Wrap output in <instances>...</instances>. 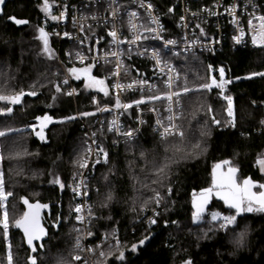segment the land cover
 <instances>
[{
  "label": "trees",
  "instance_id": "obj_1",
  "mask_svg": "<svg viewBox=\"0 0 264 264\" xmlns=\"http://www.w3.org/2000/svg\"><path fill=\"white\" fill-rule=\"evenodd\" d=\"M155 2L164 8L171 0ZM42 4V0H4L0 5V88L9 94L21 89L37 93L25 95L16 105L0 101V110L12 108L10 113L0 111V131L6 132L0 137V172L5 191L12 193L5 202L7 237L0 225V264H7L9 246L14 264H29V256H35L37 264H79L74 259L78 252L76 202L67 183L85 156V138L80 123L68 119L74 117L76 103L65 95L60 83L54 43L48 32L49 51L42 45ZM10 17L28 23L16 24ZM175 62L180 73L177 88L192 89L181 95L182 145L178 137L162 138L150 126H145L138 138L124 142H117L107 129L100 132L108 158L94 168L92 184L98 189L90 196L96 216L91 240L104 253L101 256L99 252L96 264H184L189 259L193 264H264V212L244 213L237 226L222 230L211 220V214L223 217L235 210L213 198L203 219L199 223L192 219L193 195L212 184L217 162L228 161L225 165L235 166L239 181L248 177L264 184L258 168V160L264 157V76L247 78L264 72V48L180 53ZM221 68L224 80L230 81L223 90L200 89L213 77L220 83ZM227 96L233 101L234 127L227 113ZM89 101L90 96L82 94L79 109H87ZM45 115L54 122L44 129L46 140H41L31 126L39 131L37 118ZM213 117L220 123H214ZM197 141L200 148L193 149ZM178 146L194 155L181 159L184 152H176ZM166 156L178 162L166 170L162 184H152L157 179L152 172ZM55 173L61 176L63 188L50 182ZM146 184L159 191V206L149 200L154 193L144 187ZM109 193L111 201L106 200ZM24 199L32 205H47L43 207L46 235L35 253L30 251L23 229L14 226L15 220L26 213ZM105 203L107 207L102 206ZM153 210L158 212L157 223L150 225L146 218ZM2 213L0 208V216ZM245 228V242L238 247L234 243L236 235ZM141 240L145 241L143 245ZM133 245H137L135 251ZM121 251L123 261L117 259Z\"/></svg>",
  "mask_w": 264,
  "mask_h": 264
},
{
  "label": "built area",
  "instance_id": "obj_2",
  "mask_svg": "<svg viewBox=\"0 0 264 264\" xmlns=\"http://www.w3.org/2000/svg\"><path fill=\"white\" fill-rule=\"evenodd\" d=\"M42 3L44 8V0ZM48 3L51 9L48 13L44 11L42 28L53 39L65 95L76 103L74 117L81 125L88 161L86 168H80L78 164L67 183L76 206H82L79 214L86 217V223L82 224L76 220L78 214L75 212V230H80H76V242L79 238L81 245L75 256L81 257V260H76L79 264H85V261L96 264L101 249L94 247L91 240L93 234L88 235V232L93 233L92 222L96 216L92 212L88 220L87 212L89 207L92 209L89 196L92 190L98 189L92 184L96 161H104L103 153L99 152V148L104 150L101 130L107 129L117 142L138 138L145 126H150L155 134L162 137L161 125L169 124V116L176 117L174 122L182 129L181 96L173 97L171 112L168 111L169 102L166 99H150L179 91L177 84L180 73L171 56L215 53L244 46L264 48L252 42L254 27L258 28L259 25L256 17L264 15V0H171L164 8L155 0H48ZM148 4L152 5L150 10ZM132 12L137 13L136 17H130ZM52 16L61 18L54 20ZM153 18L158 23H153ZM130 19L137 26L135 30L129 23ZM250 20L252 26L249 25ZM148 28L153 31H147ZM113 29L118 33L117 40L123 42L113 41L109 35ZM136 36L140 39H135ZM236 37L240 38L239 43ZM168 41L175 43L168 44ZM112 53L117 55L113 56ZM86 67L91 69V77L104 81L102 86L87 87V76L81 74V78L76 79L69 72L71 68ZM117 71L119 74H116ZM169 76L172 77L171 89L167 87ZM65 80L67 83H64ZM141 80L147 81V84H133V81ZM117 84L125 87L118 88ZM129 84H133V87H126ZM148 85L154 87L149 89ZM101 87L107 91V95L100 90ZM70 92L71 95L68 94ZM82 94L90 96L89 105L84 111L78 106V98ZM117 97L121 105L132 106L117 108ZM176 99H179V104L175 103ZM139 100L144 102L137 105L135 102ZM83 113L92 115L85 116ZM158 120L161 124L157 123ZM113 121L119 131L113 127ZM128 131L133 132L132 137L123 135ZM88 148L92 150L90 153L87 152ZM77 184H81L79 195L73 191ZM85 192L86 195L83 194ZM157 216L158 212L153 210L146 222L150 224L149 221L154 218L157 223Z\"/></svg>",
  "mask_w": 264,
  "mask_h": 264
},
{
  "label": "snow or ice",
  "instance_id": "obj_3",
  "mask_svg": "<svg viewBox=\"0 0 264 264\" xmlns=\"http://www.w3.org/2000/svg\"><path fill=\"white\" fill-rule=\"evenodd\" d=\"M4 3V0H0V5ZM148 9L150 10L152 8L151 4L147 5ZM51 5L48 3V0H44V11L46 13L50 12ZM169 11H172V9H169ZM205 11H208L205 9ZM231 11V10H229ZM210 14H215V13H210ZM137 13L132 12L130 13V17H136ZM63 16V13H61V17ZM61 17H56L52 16V19H60ZM10 20H13L16 24H26L28 21L26 20H21V19H16L15 17H10ZM183 19V17H182ZM256 19L259 20V25L258 28L254 27V34L252 36V42L253 44H257L260 46H264V15L256 17ZM153 23H158L157 20L153 18ZM235 22V20H234ZM131 24V27L133 30L136 29V25L131 23V19L129 21ZM249 25L252 26V21H249ZM40 31V38L44 41V46H45V51L48 52L49 49L47 47L48 45V40H47V33L44 31L43 28L39 29ZM147 31H153V29L148 28ZM203 31V30H202ZM67 35V33H65ZM109 35L113 38L114 42H123V41H118V33L115 29L109 32ZM243 35V32H241V36ZM135 39H140L139 36H136ZM236 42H240V38L236 37ZM134 42V41H133ZM168 44L175 43L174 41H168ZM51 55V53L49 52ZM113 56L117 55V53H112ZM154 56H158L157 53H153ZM81 61H83V57H81ZM159 59L157 58V63H159ZM120 65H117V68L119 69ZM211 68V66H209ZM90 71L91 69L86 67L83 69H76V68H71L69 69V72L76 78L80 79L81 74H84L85 76L88 77L89 83L86 85L87 87H94L97 85H103L104 81L102 80H96L94 77L90 76ZM220 72V78L221 82L217 83L215 77L211 79V83H204L200 85V89H205V90H211L212 87H217L223 90V86L226 83H229L230 81H225L224 80V69L221 68L219 70ZM116 74H119L118 71ZM252 76H264V72L260 73H253L251 76L247 78H252ZM64 83H67V80L64 81ZM139 83L140 85H145L147 84V81L141 80V81H133V84ZM133 84H129L126 87L131 88L133 87ZM116 87L121 88L125 87L122 85L117 84ZM149 89L154 87L153 85H148ZM167 87L169 89L172 88V77L169 76L168 81H167ZM57 92H59L61 89L59 86H57ZM101 91H105V94L107 95V91L101 87ZM189 91H192V89H189L187 86H185L182 91H172L169 92L163 96H154L150 97V99H166L169 102V108L168 111L171 112V104L173 102V97H180L182 94H187ZM71 95L72 93H68ZM25 95L28 96H35L37 93L35 91H28L25 92L23 89H21L19 92H13L11 94L6 93L3 88H0V101H4L10 105H16L20 104L23 97ZM228 103V108H227V113L229 117H232L231 120V125L234 127L235 126V117H234V112H233V101L231 96L225 97ZM143 100L136 101L135 103L138 105L140 103H143ZM175 103L179 104V99H176ZM131 104H124L121 105L119 97H117L116 101V107H124V108H129L131 107ZM107 110V109H104ZM4 112L10 113L12 111L11 107H7L6 109L0 110ZM209 111H211V108H209ZM82 115H92V113H83ZM176 117L174 116H169V124L167 126H163V131L161 132L162 138H166L168 136H176L179 138V142L182 145L183 141L185 139V132L183 129L180 128L175 122L174 119ZM40 120V125H39V131H36V126H31L35 134L41 139V140H46V137L44 136V129L47 127L49 123H53L54 121L50 116L45 115L42 118H37ZM68 119H75V117H69ZM63 122V121H60ZM213 122L216 124H219L220 121L215 120V117H213ZM158 124H161V122L158 120ZM262 124H264V121H261ZM113 127L119 131L118 127H116V122L113 121ZM110 131L113 129H109ZM205 133H201V135H204ZM6 135V132L0 131V137H3ZM95 135V134H93ZM124 136L126 137H132L133 132L128 131L123 133ZM193 149H199L200 148V143L197 141L192 145ZM91 148L87 149V152H91ZM167 151V150H166ZM176 152H184V155L181 157V159L188 158L189 156H193L194 152H189L186 151L183 147H176L175 148ZM99 152L103 153L104 156V161L107 162L108 154L105 152L102 148H99ZM26 154V153H25ZM19 155V154H18ZM0 159H3V157H0ZM99 163V161H96ZM177 160L172 159V157H165L164 161L156 166L152 172V175L157 177V179L152 180V184H162L163 179L166 177V170L170 169L171 164L177 163ZM224 164H228V161L223 162ZM80 168H86L88 167V161H87V156L85 155L82 157V162H78ZM258 164L261 167V170H264V158H261L258 160ZM221 167L220 164L215 165L214 171H213V180H212V187H209L207 189H204L200 194L199 198H195L193 200V207H194V212L192 214V219L193 223H199L203 219V214L205 211V206L207 205L208 201L213 197V195L219 196L220 199L224 200V202L228 205L229 208L234 209L235 212L232 215H227L221 217L218 213H212L211 214V220L213 222H218L219 228L222 230H227L229 227H234L238 225V218L241 217L244 213H251V212H264V184L256 185L251 181L250 179H245L242 183V185L237 184L236 179H235V173L237 171L236 168L230 167L228 169V173L226 175H220L217 176L216 174V169H219ZM54 183L60 184V187L63 188L64 185L60 183L59 178L57 177L54 181ZM81 184H83V181H81ZM81 184H77L76 187L73 189L74 192H76L78 195L81 194L79 192V189L81 187ZM146 188H150L149 185H144ZM259 188L261 189L260 191H253L254 188ZM150 190L154 193L152 197H149V200L152 202L156 203L157 206L160 204V193L157 191L155 188H150ZM169 193L171 192V188L168 189ZM83 194H87L86 192ZM12 195L11 192H6L5 191V182L3 179V173L0 172V208H3V213L2 216H0V225H2L3 228V234L5 237L8 235V230H9V219H8V212L5 206V202L7 201L8 197ZM113 199L112 194L109 193V195L106 197L107 201H111ZM24 204L28 205L30 211L24 213L23 217L21 219H17L14 222V226L17 228H22L25 234V237L27 239V244L29 245L30 251L32 253H35L37 251V245L34 244V241L41 240L44 235H46V232L43 227H41L39 223V210L41 207H47V205H40L39 203L32 205L29 204L27 199H24ZM147 203V201L145 202ZM104 207H107V203L102 205ZM74 211L78 214L76 216V220L80 223H86V217L83 215H80L79 213L82 212V206L77 205ZM92 217V209L89 207L88 212H87V218L90 220ZM150 224H155L156 220L153 218L149 221ZM77 231H80L79 229H76ZM88 235H92L91 232H88ZM247 236V230L246 228L242 231H239L236 235L234 243L239 247L242 246L245 242ZM147 239V237H146ZM144 240H141L139 243L141 245L144 244ZM116 244L119 245V240H116ZM39 247H43V245H39ZM76 247L80 248V242L79 238H77L76 242ZM137 248V245L132 246V251H135ZM89 251H92L89 249ZM101 256H104V253H100ZM124 252L121 251L119 256L117 257L118 260L123 261L124 260ZM75 260L79 261L81 260V257L79 255L74 257ZM6 261L7 264H14V257L13 253L11 251V248L9 246L8 251L6 252ZM29 264H37V260L35 256H29ZM85 264L87 262L85 261ZM184 264H193V262L189 259L184 262Z\"/></svg>",
  "mask_w": 264,
  "mask_h": 264
},
{
  "label": "rangeland",
  "instance_id": "obj_4",
  "mask_svg": "<svg viewBox=\"0 0 264 264\" xmlns=\"http://www.w3.org/2000/svg\"><path fill=\"white\" fill-rule=\"evenodd\" d=\"M41 41H42V45L44 44L43 42V40L41 39ZM45 49V48H44ZM171 60L173 61V62H175L176 61V56H171ZM176 63V62H175ZM180 91V90H179ZM233 111H234V108H233ZM217 164H220L221 165V167L219 168V169H216V174H217V176H220V175H226L227 173H228V169L230 168V167H234V168H236L235 166H233V165H225L223 162H217L215 165H217ZM215 165H214V167H213V170H212V180H213V171H214V168H215ZM59 178V180H60V183H62L61 182V176L59 175V173L58 174H53V176L51 177V179H50V182L51 183H54L53 181L56 179V178ZM235 179H236V182H237V184H239V183H241L238 179H237V171H236V173H235ZM212 183V182H211ZM54 184H57V183H54ZM60 185V184H59ZM241 185V184H240ZM209 187H212V184L209 186ZM209 187H207V188H209ZM207 188H204V189H207ZM203 189V190H204ZM203 190H201V191H199V192H197V193H195L194 195H193V198H192V204H193V200H194V196H195V198H199V194L203 191ZM215 197H219V196H216V195H213V197L208 201V203H207V205L205 206V211H206V208H207V206H208V204L212 201V199L213 198H215ZM223 202H224V200H222ZM225 203V202H224ZM226 204V203H225ZM227 205V204H226ZM195 210V209H194ZM205 211H204V213H205Z\"/></svg>",
  "mask_w": 264,
  "mask_h": 264
},
{
  "label": "flooded vegetation",
  "instance_id": "obj_5",
  "mask_svg": "<svg viewBox=\"0 0 264 264\" xmlns=\"http://www.w3.org/2000/svg\"><path fill=\"white\" fill-rule=\"evenodd\" d=\"M27 210H26V212L30 211L29 207H27ZM39 223H40L41 227H43V228L45 227L44 226V209H43V207H41L40 210H39ZM43 238H44V236L42 237V239ZM42 239L38 240V241H35V245L40 244Z\"/></svg>",
  "mask_w": 264,
  "mask_h": 264
},
{
  "label": "crops",
  "instance_id": "obj_6",
  "mask_svg": "<svg viewBox=\"0 0 264 264\" xmlns=\"http://www.w3.org/2000/svg\"><path fill=\"white\" fill-rule=\"evenodd\" d=\"M264 158V157H263ZM260 160V159H259ZM258 168H259V171L261 172V174L264 176V170H261V167H260V165L258 164ZM245 179H250L251 181H253L251 178H245ZM245 179H243L242 181H240L241 183H239V184H241L242 185V183H243V181L245 180ZM253 183H255L257 186L258 185H260V184H257L256 182H254L253 181ZM261 189H259L258 187L257 188H254L253 189V191H260ZM216 199H219V200H221L222 201V199H220L219 197L217 198V197H215Z\"/></svg>",
  "mask_w": 264,
  "mask_h": 264
},
{
  "label": "water",
  "instance_id": "obj_7",
  "mask_svg": "<svg viewBox=\"0 0 264 264\" xmlns=\"http://www.w3.org/2000/svg\"><path fill=\"white\" fill-rule=\"evenodd\" d=\"M95 166H96V165H95ZM89 197H90V196H89ZM9 198H10V197H8V199H9ZM8 199H7V200H8ZM27 211H28V210H27ZM34 244H35V241H34Z\"/></svg>",
  "mask_w": 264,
  "mask_h": 264
},
{
  "label": "bare ground",
  "instance_id": "obj_8",
  "mask_svg": "<svg viewBox=\"0 0 264 264\" xmlns=\"http://www.w3.org/2000/svg\"><path fill=\"white\" fill-rule=\"evenodd\" d=\"M42 17H43V15H42ZM42 17H41V24H42Z\"/></svg>",
  "mask_w": 264,
  "mask_h": 264
}]
</instances>
